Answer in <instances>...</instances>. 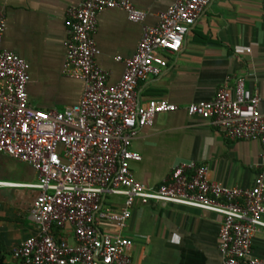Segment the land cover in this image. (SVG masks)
<instances>
[{
    "label": "built area",
    "instance_id": "1",
    "mask_svg": "<svg viewBox=\"0 0 264 264\" xmlns=\"http://www.w3.org/2000/svg\"><path fill=\"white\" fill-rule=\"evenodd\" d=\"M211 2L175 0L158 14L156 25L143 26L136 52L116 58L125 69L110 86L108 74L96 63L97 15L121 9L130 22L142 23L146 13L129 0H80L65 20L70 36L62 72L81 81L84 90L79 103L62 112L29 105L28 63L0 49V155L30 165L38 176L36 184L27 186L39 191L28 211L36 232L13 250L14 259L21 264H134L123 231L138 201L219 214L222 264H264L252 249L256 230L264 228V114L259 110L264 94L252 93L237 79L232 87H220L212 100L185 107L187 115L208 121L227 140L260 143L258 172L250 188L213 183L207 168L194 162L175 166L156 188L135 180L130 170L132 162L140 161L130 149L138 132L157 115L178 110L164 100L139 105L137 86L163 72L165 54L180 51ZM5 26L0 10V41ZM8 185L0 182V187Z\"/></svg>",
    "mask_w": 264,
    "mask_h": 264
},
{
    "label": "crops",
    "instance_id": "2",
    "mask_svg": "<svg viewBox=\"0 0 264 264\" xmlns=\"http://www.w3.org/2000/svg\"><path fill=\"white\" fill-rule=\"evenodd\" d=\"M129 1L146 13L142 23L130 22L121 9L97 15L96 63L108 74L110 86L120 81L125 69L116 58L131 57L143 26L156 25L158 14L175 2ZM79 2L0 0L6 20L0 49L28 63V102L34 109L62 112L82 97L83 83L62 72L70 36L65 20ZM165 55L168 61L163 72L139 82L137 102L164 100L178 110L157 115L131 141L130 149L140 156V161L130 164L132 176L156 188L175 166L194 162L207 168L213 183L250 188L258 172L260 143L227 140L208 121L187 115L185 107L212 100L220 87H232L237 79L252 93L264 94V0H212L180 51ZM259 110L264 114V102ZM37 181L30 165L0 155V182L11 184L0 187V259L4 264H21L12 252L36 232L28 211L39 191L27 186ZM112 201L122 203L123 199ZM222 222L221 215L205 210L137 201L123 236L131 242L127 252L134 264H222L218 250ZM252 249L255 257L264 259V228L256 230Z\"/></svg>",
    "mask_w": 264,
    "mask_h": 264
},
{
    "label": "trees",
    "instance_id": "3",
    "mask_svg": "<svg viewBox=\"0 0 264 264\" xmlns=\"http://www.w3.org/2000/svg\"><path fill=\"white\" fill-rule=\"evenodd\" d=\"M0 264H4L1 259H0Z\"/></svg>",
    "mask_w": 264,
    "mask_h": 264
}]
</instances>
